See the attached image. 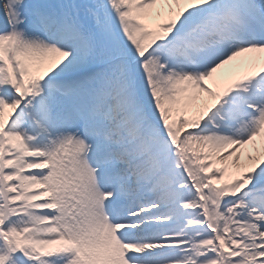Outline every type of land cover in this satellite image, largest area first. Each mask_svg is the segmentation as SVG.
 Listing matches in <instances>:
<instances>
[{
	"label": "snow or ice",
	"instance_id": "6c2138e0",
	"mask_svg": "<svg viewBox=\"0 0 264 264\" xmlns=\"http://www.w3.org/2000/svg\"><path fill=\"white\" fill-rule=\"evenodd\" d=\"M0 264H264V0H0Z\"/></svg>",
	"mask_w": 264,
	"mask_h": 264
}]
</instances>
